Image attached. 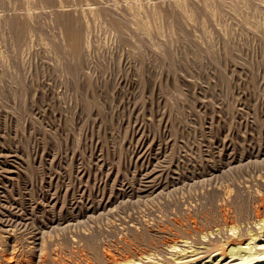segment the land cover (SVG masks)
Segmentation results:
<instances>
[{"label":"rangeland","instance_id":"374dc122","mask_svg":"<svg viewBox=\"0 0 264 264\" xmlns=\"http://www.w3.org/2000/svg\"><path fill=\"white\" fill-rule=\"evenodd\" d=\"M256 235L264 0H0V264H239Z\"/></svg>","mask_w":264,"mask_h":264},{"label":"bare ground","instance_id":"6f19581e","mask_svg":"<svg viewBox=\"0 0 264 264\" xmlns=\"http://www.w3.org/2000/svg\"><path fill=\"white\" fill-rule=\"evenodd\" d=\"M72 38H73L75 46H77L78 35L74 31L72 32ZM252 239H254V240H252ZM213 251H211V252L213 253ZM214 253H213V256L215 255ZM209 254H210V252H209ZM218 254H222V252L220 251ZM234 254H240L241 255V260H240L239 264H251L255 261L264 260V242H262V241L260 242L259 240L257 241V235L252 236L251 239H249L244 244L242 242L240 244L236 243V244L232 245L230 248V255H234ZM209 256L210 257H208V260L202 261L201 263L213 264L211 254ZM215 264H219V263L217 262Z\"/></svg>","mask_w":264,"mask_h":264}]
</instances>
